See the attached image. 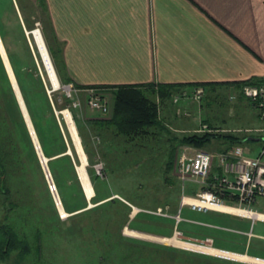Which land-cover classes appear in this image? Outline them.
<instances>
[{
  "label": "rangeland",
  "instance_id": "obj_1",
  "mask_svg": "<svg viewBox=\"0 0 264 264\" xmlns=\"http://www.w3.org/2000/svg\"><path fill=\"white\" fill-rule=\"evenodd\" d=\"M13 2L14 8L10 6L8 0H0V29L4 38L3 46L20 58L23 72H32L33 78L37 79L36 77H38L41 79L48 94L51 91H61L60 95L64 94L72 98V106L60 109L64 123H66L65 116H63L64 109L70 113L76 130L79 127V122L83 127H92L90 122L93 117H90L91 115L99 114L100 116L109 117L112 97L111 93L107 92L106 87L94 84L75 87L70 81H61L55 70L61 87L52 89V83L31 33L36 28L40 30L41 34H44L45 38L43 35L42 37L54 66L53 57L55 52L53 50L49 51L48 48V46L52 47L50 43L54 42L50 38L47 39L49 27L46 0H43V3L37 2V0H21L24 5V12L29 19L28 23L30 24L28 26H22L24 23L23 15L18 9L16 0H13ZM0 64L1 67L4 66L1 55ZM1 67L0 113L4 114L5 117L0 116V131L5 139L6 127L14 129L22 145V147L20 145L22 148L21 159L24 165L21 170L19 168L20 164L16 166L15 161H10L8 157L4 159V166L7 167L5 184L11 191L9 194L0 193V219H2L5 212H8L9 218L17 216L15 220L19 224L23 213L25 216L28 215V219H31L34 217L32 212L37 210V218L43 216L42 220L52 221L51 227L53 229L42 224L43 229H39L41 244L36 249L37 233L33 228V224L30 228L29 219L25 224L27 225L26 231L28 239H30L29 242H33L31 244L33 250L23 258H19L15 252H11L6 259L0 260V264H237L230 260L184 249L183 246H180L179 241H176L178 237L172 236L174 233V230L171 232L173 219L158 215L152 210L157 209V206L162 208L169 206L170 212H176L180 197L184 195L182 192L191 193L195 190L198 191L199 186L201 187L198 180L192 178L180 179L173 171L172 163L175 151L181 145L177 142V139L182 134L228 132L241 137L251 135L254 137L253 139L242 140L239 144L248 155L254 156L261 153L260 158L264 162V117L259 116L262 109L252 107L254 104H258L256 100L240 95L239 91L233 93L222 88L217 94L213 95L214 99L211 102L205 99V96L203 98V95L199 100H194L192 97H179L178 100L184 102L183 107H180L178 106L180 101H173V94L177 93L174 92L168 98L169 101L165 99L158 109V116L162 118L167 130L151 127L149 128L151 134L135 136L133 139L128 140L125 136L115 132L112 127L103 130L102 135L95 131L92 132L90 138L93 141L92 150L94 152L91 153V157L88 156L89 160L86 156L85 163V169L87 174V168L89 169L88 176H90L89 180L93 187L90 198L86 197L77 173V166L81 161L75 146L78 161L76 162L73 159L75 161L74 175L66 167L67 163L63 166L62 163L56 165L54 162L53 172H55V175L50 171L55 185L54 190H56L55 192H57L62 206L69 210L67 211L64 208L68 215L63 217L57 209L52 196L53 191L49 189V184L45 179L34 148L36 157L32 155V150L23 132L22 120L13 100L14 97L10 96L13 92L10 79L8 74L3 75ZM59 72L64 73L62 66L58 68ZM33 78L29 77L28 85H36ZM66 84L70 85L69 91L62 89L63 85ZM191 91L187 92L190 93ZM95 94L102 103L106 104L107 108L109 107V113H102L100 110L89 106L88 99L90 95ZM208 94L210 95V93ZM199 106H201L200 110H197ZM164 107L167 110L166 114L161 110ZM58 111L56 110V112ZM183 111L188 113L184 114ZM204 117L211 122L212 127L207 126V122H203ZM65 125L69 132L67 123ZM82 126L79 128L84 130ZM197 128L204 129L199 130ZM14 140H16V137ZM216 144L223 146L218 139H213L199 148L216 153L218 151H213L218 147ZM170 147H174V150L171 168L169 169L166 162L170 158ZM10 148L13 149V146ZM194 148L196 147L194 146ZM68 150L70 151V149H67L69 153ZM44 156L47 158L49 168V163L52 164L51 161L53 162L57 154L51 156L44 154ZM91 158H93L92 161ZM98 163L102 167H96ZM58 165H61L62 168ZM31 199H33V202H30ZM256 199L257 201L252 204V207L264 212V199L258 197ZM9 201L12 202L7 203ZM83 201L85 202L84 207L70 211ZM2 203L3 205H1ZM21 203L26 208L20 207ZM10 204L13 205L12 209L9 207ZM231 206L239 207L236 203H231ZM225 210L227 211V209ZM54 212L58 217L57 219L53 217ZM180 214L183 217L185 215L194 216L207 223L219 226L213 228L203 226L207 234L216 238L213 244L240 250V247L225 243L224 238L230 232L221 227L233 224L234 216L223 212L195 211L188 206L181 207ZM175 215L173 217L176 220ZM252 220H254V231L264 233V221L260 219ZM51 229L53 235L49 234ZM128 230L135 231L138 235L131 234Z\"/></svg>",
  "mask_w": 264,
  "mask_h": 264
},
{
  "label": "crops",
  "instance_id": "obj_2",
  "mask_svg": "<svg viewBox=\"0 0 264 264\" xmlns=\"http://www.w3.org/2000/svg\"><path fill=\"white\" fill-rule=\"evenodd\" d=\"M46 4L47 39L54 42L48 48L55 52L54 68L61 81L69 82V77L79 84L184 83L179 92L191 91L190 83L196 82L204 84L197 86L205 89L203 98L211 102L222 88L237 93L242 81L264 80V0H46ZM60 66L63 74L58 73ZM178 101L183 107V100ZM163 111L167 113L165 107ZM239 143L216 144L213 151ZM212 168L220 171L216 164ZM224 201L236 203L228 197ZM183 206L188 205H179L176 212L165 206L166 214L158 215L173 219L171 232L178 229L188 237H211L214 243L216 238L203 226H219L183 217ZM208 211L235 217L233 224L221 227L230 232L225 243L240 250L216 247L250 258L206 255L237 264H261L253 259L264 260V233L254 231V220L229 211L203 212ZM176 213L178 220L173 217Z\"/></svg>",
  "mask_w": 264,
  "mask_h": 264
},
{
  "label": "trees",
  "instance_id": "obj_3",
  "mask_svg": "<svg viewBox=\"0 0 264 264\" xmlns=\"http://www.w3.org/2000/svg\"><path fill=\"white\" fill-rule=\"evenodd\" d=\"M38 1H40V3H43V0H37V2ZM8 2L10 3V6L14 8L13 0H8ZM16 4L18 6L19 11L23 15L24 23L22 24V26L23 25L28 26L30 23H28L29 19L26 13L24 12L23 3L21 2V0H16ZM0 38L1 41L4 42L1 29H0ZM5 50L10 62V66L12 67L16 81L23 96L24 103L31 118L37 138L39 140L41 150L47 156H51L52 154H57V156L54 157L55 159L53 160V162L51 161L52 164L49 163V171H51V173L55 175V172H53L55 167L53 166L54 162L56 165L62 163L63 166L64 164L67 163L66 167H68L74 175V162L75 161L77 162L78 159L75 153L74 145L71 140L70 134L66 128V125L64 123V120L60 112V109H62L63 107H68V106L70 107L72 98L64 94L60 95L59 93H61V91H56V92L51 91V93L48 94L46 87L44 88L41 82V79H39L38 77H36L37 79L33 78L34 75L32 72L31 73L29 72L27 73L26 71H25L26 73L23 72V67L20 62V58L12 54L10 50L6 48ZM27 57L29 56L27 55ZM2 67L1 70L3 72V75L7 74L3 65ZM35 74L37 73L35 72ZM29 77H32L34 79V81L36 82L35 86L27 84L29 81ZM66 80H70L73 86L75 87L86 85V84L76 83L72 81L69 77H67ZM244 82L252 83V81L250 82L242 81L241 83ZM261 82H264V80ZM190 84L191 85H189V87L192 89L195 88L198 84H202L204 86L203 83L195 82ZM94 85L102 86L104 88L106 87L107 92L111 93V97H112V102L110 104L111 113L109 117H105L104 115L100 116L99 114H97L96 117H94L90 122L92 124V127L91 126L83 127L82 125H79V127L82 126L84 128L83 130L82 128L78 127L77 132L80 136V142L82 144L81 146L83 147L82 149L84 150L87 157L89 155H90L89 157H91V153L94 152L92 150L93 141L90 138V135L94 131L102 135L103 130L107 129L108 127H112L115 129V132H118L121 136L122 135L125 136L126 140H128V139H133L135 136H143V135L147 136V134H151V130L149 129L151 127L167 130L166 125L162 122V118L158 116L159 106H162L165 99L169 101L168 98H170L174 92H179L178 90L184 89L181 87L186 86L184 83H161V82L146 83L144 85H136V84H113V85L94 84ZM10 96L14 97V99L12 97L11 98L14 100V103L17 107L18 115L22 120L21 122L23 126V132L26 135V139L28 140V145L32 150V155L36 157L35 151L33 149L34 148L33 143L28 133L27 127L24 124L25 122H23V117L17 105V101L15 99L14 93L12 92V95ZM56 110L59 111L56 112ZM0 116L5 117V115L2 113H0ZM204 121H203L204 123L207 122L206 123L207 126H211L210 121H207V119H204ZM5 130H6L5 139L3 137L2 132L0 131V193L1 194L3 193L9 194V192L11 191L10 188L8 189V187L5 184L6 181L5 174L7 171V167L4 166V162H5L4 159L8 157L10 161H15L16 166L20 164L19 168H21V170L24 165L23 160L21 159L22 145L19 142V139L16 136L14 129L6 127ZM246 136L241 137L228 132L227 133L197 132V133L182 134L177 139V142H179V144H183V143L192 144L193 146L199 148L202 147L203 144L206 142L209 143L213 139L215 140L218 139L221 144H225V146H228L230 145V143L233 142L236 143V142H241L242 140H246L243 139ZM15 137L16 140H14ZM7 142L9 143L10 147L13 146V149L8 146ZM173 148L174 147L172 148L170 147V158L166 162V166L169 169L171 168L170 166L173 156L172 155L174 150ZM67 149H70V153L67 152ZM73 159H75V161H73ZM92 159L93 158H91V161ZM58 166L60 167L61 165ZM87 171L89 175L88 168ZM17 200L19 201V199ZM11 202L12 201H9L7 203H11ZM30 202H33V199H31ZM84 203L85 202L83 201L82 203H80L79 206L70 209V211L84 207L85 206ZM12 204L17 205L16 203H12ZM1 205H3V203ZM13 205L11 204L9 205L10 209H12ZM21 206L23 208H26V206L22 203L20 207ZM32 213L34 217H32L31 219L29 218L30 220L28 219V215L26 214L25 216V214L23 213L21 215L22 220L19 222V224L15 220L17 216H13L9 218L8 212H5L3 214L4 216L2 217V219H0V260L6 259L7 256H10L9 254L11 252H15L19 258H23L26 254H28L30 251L33 250V246L31 245L33 242L32 243L29 242L30 239H28V235L26 231L27 225L25 224V222L28 220L30 221L29 224L30 228H31V224H33L34 225L33 228L37 233L36 237L38 241L37 243L35 242V247L36 249H38V245L41 244V236H40L41 232L39 229H43L42 224L46 225L47 228H50L51 224L53 223H51L52 221L48 222V219L45 218H44L45 220H42L43 216H41V218L38 219L37 210ZM53 217L54 219L58 218L57 215H55V212ZM51 228L53 229V227ZM52 229L51 231H49L50 235H53Z\"/></svg>",
  "mask_w": 264,
  "mask_h": 264
},
{
  "label": "built area",
  "instance_id": "obj_4",
  "mask_svg": "<svg viewBox=\"0 0 264 264\" xmlns=\"http://www.w3.org/2000/svg\"><path fill=\"white\" fill-rule=\"evenodd\" d=\"M69 84L63 85L62 89L69 91ZM61 87V86H60ZM59 87V88H60ZM204 89L202 86H196L188 93L180 91L173 95V101L179 97H192L194 100H199L203 95ZM240 94L249 99L256 100L258 104L254 106L261 110L260 117H264V82L261 83H243L240 87ZM234 96V95H231ZM94 100V101H92ZM90 107L108 112L106 104L100 101V98L95 95H90L88 99ZM206 126V125H203ZM203 130L204 128H197ZM180 147V148H178ZM175 151V157L172 163L174 173L180 179L192 178L198 180L201 184L200 189L193 195H181L179 205H188L191 209L197 211H205L207 209H226V206H231L224 201V197L234 199L236 209H244V215L257 219L259 212L250 205L257 201L258 198L264 199V162L261 160V153L258 155H248L244 152L239 144L230 146L216 153H211L201 148H194L191 144H181ZM216 164L220 171L213 170V165ZM96 167H102L100 163ZM50 191L55 189L54 183L49 185ZM242 206V207H240ZM157 214H165L164 209L157 207L152 210ZM240 213V212H239ZM264 213V212H261ZM176 220L179 215H175ZM172 236L180 238V246L184 249L192 250L204 254L234 259L235 252L216 247L213 245L211 237L193 238L182 235L181 231L174 229ZM259 263L263 264L261 261Z\"/></svg>",
  "mask_w": 264,
  "mask_h": 264
},
{
  "label": "bare ground",
  "instance_id": "obj_5",
  "mask_svg": "<svg viewBox=\"0 0 264 264\" xmlns=\"http://www.w3.org/2000/svg\"><path fill=\"white\" fill-rule=\"evenodd\" d=\"M31 33H32V36H33V41H34V43H35V45L37 47V50H38V52L40 54V57L42 58L43 65H44V67H45V69H46V71H47V73L49 75V79H50V81L52 83V86H53L52 89H57L60 86L59 80L57 78L54 66L52 64V61H51V58L49 56L48 50H47L46 45L44 43L42 34H41L40 30L36 29V28L33 29ZM0 51H1L2 58H3V60L5 62V65H6L7 72L9 74L10 78H11V81L14 82V80H16V78H15L13 70H12V68L10 66V63H9L5 48H4L3 43L1 41V38H0ZM17 87H18V84H17ZM18 89H19V87H18ZM22 99H23V97H22ZM26 110H27V108H26ZM63 114H64L63 116H65L64 118H65L66 123H67L68 128H69L71 140H72V142H73V144H74L75 148L77 149V151L79 153V156H80L81 163L77 166V173L79 174V178H80V180L82 182L84 191L86 193V197L90 198L92 196V193H93V187L91 185V182L89 180V176H88V174L86 172V169H85L86 154H85V152L82 149V146H81V143H80V139H79V135L77 134V130H76L74 122H73V120H72V118L70 116V113L68 112V110L64 109L63 110ZM28 117L30 119L29 114H28ZM26 120H27V117H26ZM30 122H32L31 119H30ZM30 138H31V136H30ZM38 142H39V140H38ZM184 144H188V143H184ZM69 153H70V151H69ZM45 162H46V165H47V158L46 157H45ZM51 191H53V195H54V198H55V201H56L55 204L57 206V209H58L59 213L63 217L68 215V213L64 210V207L62 206V202L60 201V198H59L58 194L56 195V192H55L56 190L52 189ZM228 204H231V203H228ZM225 208L227 209V211L232 212V213H236V214H241V213L243 214L244 213L243 211H245L244 209H236L235 207H232V206H226ZM215 210H218V209H215ZM222 211H226V210L223 209ZM258 216H261V217H259L257 219L264 220V213L259 212ZM128 232L131 233V234H134V235H136V234L138 235V233H136L135 231H132V230H128ZM234 257L235 258H245V259L250 258L247 255H239V254H234ZM253 260L261 261L262 263H264V260H261V259H253Z\"/></svg>",
  "mask_w": 264,
  "mask_h": 264
},
{
  "label": "water",
  "instance_id": "obj_6",
  "mask_svg": "<svg viewBox=\"0 0 264 264\" xmlns=\"http://www.w3.org/2000/svg\"><path fill=\"white\" fill-rule=\"evenodd\" d=\"M27 33V32H26ZM0 55H1V51H0ZM2 57V55H1ZM3 60V58H2ZM3 63H4V66H5V70H6V73L8 74L7 72V68H6V65H5V62L3 60ZM8 77L10 79V82H11V85H12V90H13V93H14V96H15V99L17 101V104H18V107L20 109V112H21V115L23 117V120L25 122V125L27 127V130H28V133L29 135L31 136V140H32V143H33V146H34V149L37 153V156H38V159L40 161V164H41V168L43 170V173H44V176H45V179L47 181V183L49 185H52L53 184V179L51 178V175H50V171H49V168H48V165H46V162H45V157L43 155V152L41 150V147H40V144L38 142V139H37V136L35 134V130H34V127H33V124L32 122H30V119L28 117V112L26 110V106H25V103L22 99V95H21V92L20 90L18 89L17 87V82L16 80L11 81V78L8 74ZM27 117V120H26V117ZM28 121V122H27ZM254 137L253 136H246L245 139H253ZM56 195H57V192H56ZM53 196V199L55 200L54 198V195L52 194ZM56 202V201H55Z\"/></svg>",
  "mask_w": 264,
  "mask_h": 264
}]
</instances>
